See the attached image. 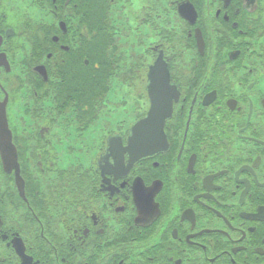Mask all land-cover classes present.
<instances>
[{
  "label": "flooded vegetation",
  "instance_id": "af4514ba",
  "mask_svg": "<svg viewBox=\"0 0 264 264\" xmlns=\"http://www.w3.org/2000/svg\"><path fill=\"white\" fill-rule=\"evenodd\" d=\"M5 100L0 264H264V0H0Z\"/></svg>",
  "mask_w": 264,
  "mask_h": 264
},
{
  "label": "water",
  "instance_id": "95a60500",
  "mask_svg": "<svg viewBox=\"0 0 264 264\" xmlns=\"http://www.w3.org/2000/svg\"><path fill=\"white\" fill-rule=\"evenodd\" d=\"M162 66L160 63L156 65V67ZM162 76L160 73L152 72L149 74V84H148V93L150 96L151 106L147 112V116L136 123L133 124L131 128V136L128 139V142L131 146L136 147L141 140H144V135L140 138V135L146 132L147 130L152 131V125L154 129L160 134H164V126L166 121L171 117L173 110V100L167 106V110L159 117H157L159 111L158 108L161 107L162 95H160V88L158 84L157 77ZM175 99V98H174ZM177 100V98H176ZM154 131V130H153ZM157 136H151L149 138V143L145 145L148 150L156 149L158 145ZM148 150L143 149V153L136 155L134 157V161H137L141 155H143ZM149 153V151H148ZM0 157L3 164V169L11 173L13 170L16 172V180L18 186L21 188L23 186V179L20 175V167L18 163V155L16 148L12 142V134L8 127V119L6 116V100L4 102H0Z\"/></svg>",
  "mask_w": 264,
  "mask_h": 264
},
{
  "label": "rangeland",
  "instance_id": "374dc122",
  "mask_svg": "<svg viewBox=\"0 0 264 264\" xmlns=\"http://www.w3.org/2000/svg\"><path fill=\"white\" fill-rule=\"evenodd\" d=\"M19 1H20V3H22V5L29 6V7L34 4V0H19ZM31 15L37 20L40 18L39 17V15H40L39 10H37L35 8L31 10ZM132 109H133V106L132 105H128L126 107V109L123 110V114L125 116H127L128 114H130V112H132Z\"/></svg>",
  "mask_w": 264,
  "mask_h": 264
},
{
  "label": "trees",
  "instance_id": "16d2710c",
  "mask_svg": "<svg viewBox=\"0 0 264 264\" xmlns=\"http://www.w3.org/2000/svg\"><path fill=\"white\" fill-rule=\"evenodd\" d=\"M99 93L98 90H96L95 94Z\"/></svg>",
  "mask_w": 264,
  "mask_h": 264
}]
</instances>
